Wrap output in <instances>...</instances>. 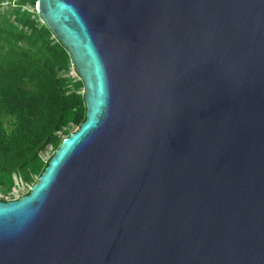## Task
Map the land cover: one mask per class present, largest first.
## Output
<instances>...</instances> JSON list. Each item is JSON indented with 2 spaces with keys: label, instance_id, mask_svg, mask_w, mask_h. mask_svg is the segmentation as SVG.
<instances>
[{
  "label": "water",
  "instance_id": "1",
  "mask_svg": "<svg viewBox=\"0 0 264 264\" xmlns=\"http://www.w3.org/2000/svg\"><path fill=\"white\" fill-rule=\"evenodd\" d=\"M85 120L0 201V264H264V0H36Z\"/></svg>",
  "mask_w": 264,
  "mask_h": 264
},
{
  "label": "trees",
  "instance_id": "2",
  "mask_svg": "<svg viewBox=\"0 0 264 264\" xmlns=\"http://www.w3.org/2000/svg\"><path fill=\"white\" fill-rule=\"evenodd\" d=\"M19 3L27 10L0 16V194L12 192L14 175L34 184L45 153L85 120L83 84L69 75L66 49L35 14L36 0Z\"/></svg>",
  "mask_w": 264,
  "mask_h": 264
},
{
  "label": "rangeland",
  "instance_id": "3",
  "mask_svg": "<svg viewBox=\"0 0 264 264\" xmlns=\"http://www.w3.org/2000/svg\"><path fill=\"white\" fill-rule=\"evenodd\" d=\"M69 75L72 77H78L73 67L70 68ZM74 131H76V129ZM51 153H52V151L48 150L45 153V158L48 159L50 156H52ZM14 176H16V175H14ZM36 181H37V179L35 178V182ZM29 188H30V186L26 187L24 184L15 185L12 192H10V193L9 192H2L0 194V200L6 201V202L17 200L20 197L27 195L29 193Z\"/></svg>",
  "mask_w": 264,
  "mask_h": 264
},
{
  "label": "built area",
  "instance_id": "4",
  "mask_svg": "<svg viewBox=\"0 0 264 264\" xmlns=\"http://www.w3.org/2000/svg\"><path fill=\"white\" fill-rule=\"evenodd\" d=\"M19 2L20 0H0V16L7 10H12L16 8H22L27 10V7L21 6ZM13 181L14 186L18 184H23L20 178L17 176L13 177Z\"/></svg>",
  "mask_w": 264,
  "mask_h": 264
}]
</instances>
